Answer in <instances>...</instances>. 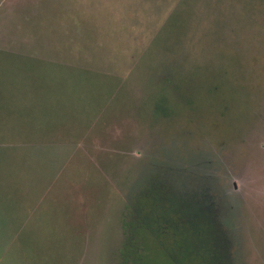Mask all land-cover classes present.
<instances>
[{"label":"rangeland","instance_id":"rangeland-1","mask_svg":"<svg viewBox=\"0 0 264 264\" xmlns=\"http://www.w3.org/2000/svg\"><path fill=\"white\" fill-rule=\"evenodd\" d=\"M200 155L211 179L151 182L208 191L221 255L264 264V0H0V264H136L134 185ZM168 210L161 248L183 256Z\"/></svg>","mask_w":264,"mask_h":264},{"label":"trees","instance_id":"trees-1","mask_svg":"<svg viewBox=\"0 0 264 264\" xmlns=\"http://www.w3.org/2000/svg\"><path fill=\"white\" fill-rule=\"evenodd\" d=\"M182 146L186 147L183 141L180 148H185ZM174 162L176 163L178 161L171 160V163L165 162L163 163L164 165L159 164V166L152 164L148 165L147 170L150 171H146L143 175V178H141L139 182L133 187V189H135V197H137L139 200H147L148 202L147 210L138 211L135 217L133 219L131 218V220L127 222L130 229L135 228L136 230H142V234L140 236L143 246L140 244L139 249L135 252V254H133V256L137 255L134 262H136V264H165L167 262V264H231L233 260L231 259L230 255H221L222 252L224 254V248L229 247V241H227L228 236L222 233V229L218 224V220L216 219L217 213L223 212L221 208L218 209L219 205L222 203L217 204L213 202V199H208V197H210L208 196V191L203 189L201 190V195L203 196L204 201L201 204H186L180 199L171 197V195L167 197L165 195L166 187L164 184H154L151 182V176L155 174V171H158V167H160V169L164 168L166 170L167 167L172 170H176V168H183L182 171H188L191 173L190 175H193L194 177L198 175L202 177L204 181L207 179L209 180L211 177L206 176V172L208 170L206 167L209 162H212V159H209L208 156L200 155L197 164V166L200 167H196L194 169H188L187 167L179 168L178 165L174 164ZM213 168L215 167H212V170ZM212 170H210V172ZM219 170L220 169H217L216 172L211 173L216 175ZM203 185H209L213 191L212 184ZM215 185L216 184H214V186ZM222 190L224 192L223 184ZM225 199L227 202L224 205L229 209L228 206H231L230 202L228 198ZM167 207L169 209L168 211L170 212L168 215H171L172 220L180 218L177 222L178 226H191L190 233L193 237L192 240L191 238L186 239L185 237L181 236L182 233H175L176 235L174 236V243L176 244L178 254H183V256H171L168 253V250L166 251V249L161 248V238L158 231L160 227L162 228L160 209H165ZM224 213L227 214L229 212L227 210L224 211ZM204 233L208 234V237L203 236ZM222 236L223 238L225 236L226 241L224 240L221 242ZM204 237H207V240ZM112 246L113 244L111 247ZM186 247H194L197 252H201V255H196L197 252L194 253L192 250L186 249ZM109 255L112 257V259H115V248L110 250ZM163 256L167 262H165ZM193 257H196L197 259L193 260ZM202 258H205V260ZM159 259L161 261H159ZM182 259H185L186 261L179 262Z\"/></svg>","mask_w":264,"mask_h":264}]
</instances>
